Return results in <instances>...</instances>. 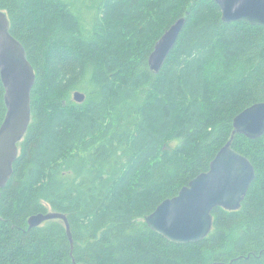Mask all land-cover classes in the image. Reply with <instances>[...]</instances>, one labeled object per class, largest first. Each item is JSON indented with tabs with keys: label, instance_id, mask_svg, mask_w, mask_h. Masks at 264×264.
I'll list each match as a JSON object with an SVG mask.
<instances>
[{
	"label": "trees",
	"instance_id": "obj_1",
	"mask_svg": "<svg viewBox=\"0 0 264 264\" xmlns=\"http://www.w3.org/2000/svg\"><path fill=\"white\" fill-rule=\"evenodd\" d=\"M35 82L0 197V264H264V134L232 148L255 178L203 240L144 222L208 170L244 109L264 103V27L223 23L212 0H0ZM184 19L157 73L148 57ZM78 92L81 103L73 100ZM6 107L0 79V126ZM176 142L175 145L172 143ZM67 218L28 229V218Z\"/></svg>",
	"mask_w": 264,
	"mask_h": 264
},
{
	"label": "water",
	"instance_id": "obj_2",
	"mask_svg": "<svg viewBox=\"0 0 264 264\" xmlns=\"http://www.w3.org/2000/svg\"><path fill=\"white\" fill-rule=\"evenodd\" d=\"M220 10L223 23L244 22L264 27V0H212ZM184 19L177 20L156 41L148 57V67L157 73L174 47L182 30ZM0 79L4 88L6 113L0 126V197L13 173L18 143L30 123L31 90L35 82L33 68L20 44L9 33L6 13L0 10ZM84 96L73 94L77 103ZM233 131L227 143L216 153L206 172L192 179L177 195L161 202L144 218L155 233L174 244L195 243L206 238L212 230V211L222 208L236 211L240 208L255 178L250 161L231 146L234 135L249 140L264 134V103H256L237 114L232 120ZM60 219L66 226L67 218L55 212L37 214L28 218V229L43 222ZM71 239V238H70Z\"/></svg>",
	"mask_w": 264,
	"mask_h": 264
},
{
	"label": "bare ground",
	"instance_id": "obj_3",
	"mask_svg": "<svg viewBox=\"0 0 264 264\" xmlns=\"http://www.w3.org/2000/svg\"><path fill=\"white\" fill-rule=\"evenodd\" d=\"M65 225V224H64ZM69 226V225H68ZM69 228V227H68ZM65 230H66V226H65ZM66 234H67V231H66ZM69 234H70V232H69ZM68 236V235H67ZM70 238H71V235H70ZM70 238H68L69 239V242H70V244L72 245V240L70 239Z\"/></svg>",
	"mask_w": 264,
	"mask_h": 264
},
{
	"label": "rangeland",
	"instance_id": "obj_4",
	"mask_svg": "<svg viewBox=\"0 0 264 264\" xmlns=\"http://www.w3.org/2000/svg\"><path fill=\"white\" fill-rule=\"evenodd\" d=\"M175 144H176V142L172 143V145H175Z\"/></svg>",
	"mask_w": 264,
	"mask_h": 264
}]
</instances>
